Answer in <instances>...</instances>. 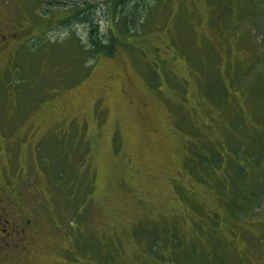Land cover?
I'll use <instances>...</instances> for the list:
<instances>
[{
	"label": "rangeland",
	"instance_id": "1",
	"mask_svg": "<svg viewBox=\"0 0 264 264\" xmlns=\"http://www.w3.org/2000/svg\"><path fill=\"white\" fill-rule=\"evenodd\" d=\"M8 1L0 0V31L14 32L7 39L16 47L10 45L7 50L13 49L8 55L3 48L0 54V173L5 177L9 171L12 181L9 201L0 192V210L9 212L0 214L7 228L3 231L1 226L0 235L9 233L13 246L0 248V264H264V231H255L253 236L251 231L264 228V201L256 208V222L235 229L232 237L220 235L214 245L210 234L214 229L206 235L195 234L191 227L178 223L185 208L174 191V183L181 188L189 185L186 191L194 189L192 179L182 172L191 138L200 142L206 135L222 134L229 109L235 106L242 105L247 115H253L237 85L225 79L232 69L222 77L221 89L228 87L223 94L227 98L205 101L209 97L199 79L208 72V65L196 55L193 61L204 68V75L197 67L187 66L192 31L195 39L215 44L220 38L213 28L220 24L229 34L240 30L250 35L254 29L259 37L256 51L262 59L255 71L264 76V0H258L263 10L257 16L248 0H234L248 9L235 12L233 0H189L190 6L180 0L184 9L173 0L170 11L167 1L161 0L148 25L173 36L186 33L187 44L184 34L174 40L183 50H157L151 44L158 40L150 37L90 61L93 69L84 62L86 54L77 58L72 48L52 50L46 49V43L39 44L56 38L64 42L73 32L87 40L86 23L49 24L42 19L33 23L31 0ZM107 3L92 0L103 31L112 26L107 24ZM150 3L132 0L129 7ZM188 6L190 20L184 23ZM138 46L149 53L144 61L138 56ZM57 48L59 56L53 55ZM222 48L219 53L224 59L244 64L251 44L237 42L231 48L224 42ZM224 59L217 70L220 73L225 72ZM154 64L168 84L152 78ZM210 68L215 87L218 74L213 64ZM49 100L54 103L47 105ZM178 120L185 121L186 130L193 134L179 126ZM197 193L210 204L205 190ZM74 199L76 206L84 207H74ZM14 200L24 213L20 208L15 211ZM28 219L33 222L26 228ZM131 219L146 223L149 229H141L136 237L129 235ZM193 228L202 231L195 223ZM114 229L118 238L107 236Z\"/></svg>",
	"mask_w": 264,
	"mask_h": 264
},
{
	"label": "trees",
	"instance_id": "2",
	"mask_svg": "<svg viewBox=\"0 0 264 264\" xmlns=\"http://www.w3.org/2000/svg\"><path fill=\"white\" fill-rule=\"evenodd\" d=\"M131 1L132 0H108L106 11V15H108L107 24L111 23L112 26L105 27L104 31L101 27V21L98 18L97 9L92 7V0H67L64 2L31 0L32 5L29 6V11L35 15L34 20L36 22L33 23L37 24H39L37 19L47 20L49 24L58 22V24L61 25H68L74 20L80 23H86L88 25L87 40L81 37L77 32H73L64 42L56 38L52 41L47 40L44 43L42 41L39 44L44 45L46 43V49L52 48V50L57 46H61L64 50L72 48L76 50L77 58H81L86 54L87 56L84 62L89 66H91L89 64L90 61L96 62L97 59L103 55L112 56L122 45L132 44L133 42L136 44L135 42L138 43L143 40L148 41L150 37H156L158 40L151 44L152 47L156 46L157 50H160L162 47L182 49L174 41L182 34H184L186 44L190 41V38H188L184 32L173 36L172 33L164 31L165 29H158L160 27L148 25L150 15L158 11L159 7L157 3L161 0H151L150 5L147 4V6L142 7L135 5L130 9L129 6ZM166 1V8L170 11L174 1ZM187 1L190 6L189 0ZM248 1L251 5L252 14L257 16V13L262 12L263 9L258 0ZM6 2L9 1L6 0ZM178 2L179 5L182 6L181 9L186 8L180 0H178ZM240 2L241 1L236 4L233 0L232 12H235V10H248L246 6L242 5ZM216 5H218V3H216ZM189 6L183 12L185 18L184 23H188L190 20V15L188 14V11H190ZM214 13L218 14L219 12L215 10ZM168 14L171 15L170 12H168ZM175 19L179 20L180 17ZM108 30H112V32L110 33ZM213 30L220 38V42H215V44L207 42L209 39H195L193 35L194 31H192L193 38L190 43V59L187 66L191 68L197 67L193 61L196 55L200 56L201 60H204L208 65L205 67L208 68V72L205 75L202 70L204 68L197 67L202 75H204L202 79H199V86L205 87L206 95L209 97L205 100L206 102H211L213 99L227 98V95L223 94L225 93L224 90H227L228 87L221 89L223 86L222 77H224L225 74L227 75L228 69H232V75H230L229 78H224L227 81L230 80L232 85H237L235 88L240 90L246 104L253 111L251 112L249 110L253 115H247L246 109L242 105L235 106L233 109H229V122L225 125V130L222 134H218L215 137L206 135L202 137L200 142L191 138L190 143L187 145V151L184 152L182 163L184 169H182V172L188 174L190 180L192 179L190 182L194 189H191L192 191H186L189 185H182V189L179 183H174V191L176 197L183 203L181 206L185 208L182 219L178 223H180V225L186 224L188 227H191V230L195 234L202 233L206 235V231L214 229L215 231L210 232V234L214 238L215 245L217 241L221 239V236L232 237V232L235 229L239 230L241 226L256 222L258 220L256 217L258 213L256 208L264 201V76H260L255 71L256 67L261 66L262 59L258 56L256 51L259 37L255 34L254 29L251 30L252 33H250V35L240 30L236 34L226 33L225 27L222 24L218 25L216 29L213 28ZM134 31V35H130ZM187 32L188 34L190 33L188 28ZM14 34V32H9L8 36ZM130 36H132V38L127 39V37ZM165 36H168L169 40H166ZM48 39L52 38L48 37ZM161 40H163V42ZM222 40L228 43L231 48H233L237 42H250L251 48H249L250 51L246 52V61L244 64H234L233 60L228 58L224 59V57L221 56L219 51L223 49L222 45L224 42H222ZM232 41L234 46L232 45ZM11 46H13V43H11ZM137 48L139 51L138 56L143 61L146 60L149 57V53L144 51L142 46H138ZM41 51L47 50L42 49ZM2 52L3 51H1L0 54H3ZM53 55H60L59 48L54 51ZM153 57L155 58V56ZM95 59L96 61H94ZM223 59L225 61V72L220 73L217 70L221 68ZM210 62L216 67L213 70L218 74L215 87L210 78V73L212 72V67L210 68L212 64L209 65ZM56 67H58V64ZM93 67L94 66H91V69H93ZM151 69L152 78L155 81L160 79L162 80L161 84L164 82L168 84V82L164 80V76H161L157 65H152ZM216 88L220 90L216 91ZM53 103L54 101L49 100L47 105H52ZM178 114L183 115L181 112L177 111V115ZM240 116L243 118L242 121L238 119ZM177 122L179 126H182L185 130L189 128L185 124V121L180 122L178 120ZM186 131L193 134L192 131ZM7 144L6 139L5 150H8ZM0 149V151H3L2 148ZM8 172L9 171H7V173ZM0 174L2 175L3 172L1 171ZM178 187L183 191L180 193L177 192ZM200 189L207 192L210 198L209 205H207L205 200L199 197L197 191H200ZM77 203L78 201L74 199V207ZM76 207L83 208L84 206L78 204ZM260 220H262V218H260ZM65 223L71 222L65 220ZM194 223L202 231L194 229ZM155 227L159 226L156 225ZM166 227H162V229ZM73 228L76 230V227L73 226ZM143 228L149 229L146 223L144 224L141 221L138 222L136 219H131L127 227V233L136 237L139 236V232ZM258 230L264 231V228L251 230L252 236L257 234L255 231ZM112 231L113 232H109L107 236L118 238L116 237L115 229ZM183 232L191 234V231L183 230ZM245 233L248 236V229L245 230ZM96 237L99 239V236ZM8 241L9 238L7 236L0 235V248L4 249L7 247L6 244L10 246ZM209 243H213V240H209ZM209 243H207V249L210 248Z\"/></svg>",
	"mask_w": 264,
	"mask_h": 264
},
{
	"label": "flooded vegetation",
	"instance_id": "3",
	"mask_svg": "<svg viewBox=\"0 0 264 264\" xmlns=\"http://www.w3.org/2000/svg\"><path fill=\"white\" fill-rule=\"evenodd\" d=\"M8 33L9 32H4V31H0V52L3 51V48H6L5 50V55H8L10 52H11V49L13 48H10V50H7L9 49V46L11 45L10 41L7 40V36H8ZM13 47V46H12ZM3 176V174L1 175ZM3 178V186L4 188L2 190H0V192H3V193H6L7 196H6V200L9 201V194L11 193V189L9 190V187H8V183L10 181H12L11 177L9 176V172L7 173V175ZM4 178H9V181L6 182V179ZM15 184V183H14ZM15 201V200H14ZM20 201V200H19ZM17 203V206L18 208L15 209V211H18L19 212V208L21 209V212L24 213V211L22 210L23 208H21L19 205L20 203H18L17 201H15ZM4 211H1L0 210V214L3 216V215H8L9 212L6 211L5 209H3ZM14 212V211H13ZM28 216H30V213L28 212ZM32 219H28V222L26 221V228H29V224H32ZM3 226V231H7V228L5 227V224L4 222L0 221V227ZM26 228H23L22 230L25 231ZM29 232H33V229H29ZM5 236H7L9 238V241L8 243L10 244V246H13L12 245V239H11V236L9 235V233H6Z\"/></svg>",
	"mask_w": 264,
	"mask_h": 264
}]
</instances>
